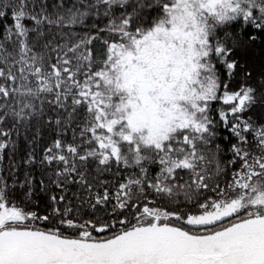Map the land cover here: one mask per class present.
<instances>
[{
	"label": "snow or ice",
	"instance_id": "snow-or-ice-1",
	"mask_svg": "<svg viewBox=\"0 0 264 264\" xmlns=\"http://www.w3.org/2000/svg\"><path fill=\"white\" fill-rule=\"evenodd\" d=\"M0 264H264V0H0Z\"/></svg>",
	"mask_w": 264,
	"mask_h": 264
}]
</instances>
